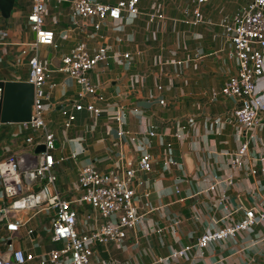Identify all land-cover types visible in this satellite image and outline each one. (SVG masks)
<instances>
[{"label": "crops", "instance_id": "1", "mask_svg": "<svg viewBox=\"0 0 264 264\" xmlns=\"http://www.w3.org/2000/svg\"><path fill=\"white\" fill-rule=\"evenodd\" d=\"M251 1L209 0L203 5V19L199 23L187 22L192 17L187 10L191 0H141V13L122 21L75 17L68 1L48 2L45 23L56 32L58 46L41 47V57L53 69L45 85L50 94L45 110L51 109L60 117L58 131L49 126L56 132L57 150L65 151L62 156H69L76 149L83 158L81 162L69 159L71 165L66 161L60 165L59 189L66 194L75 190L79 170L84 165L92 164L102 170L126 166L117 158L119 150H125L126 145L136 155L145 152L156 158L151 171L137 175L143 182L137 187L135 197L139 212L145 213L141 222L129 231L122 245L107 243L101 251L95 246L92 264L113 261L117 264H264V221L238 232L234 238L211 243L204 255L191 251L187 257L156 262L195 241L206 230L240 220L247 208L242 196L251 204L250 208L264 212V160H259L264 158V124L257 128L250 142L244 166L232 167L229 154L240 147L242 129L234 122L235 100L221 93L228 78L238 69V60L222 23ZM31 9L32 0L26 3L16 0L9 19L0 11V31L7 32L0 35L3 81L28 82L29 66L19 55L24 43L35 39L27 19ZM149 13H163L165 18L151 22ZM82 40L87 41L93 52L100 47L107 49L108 57L89 73L102 97L97 104L104 110L100 115L86 110L78 112L77 120L85 121L82 124L74 121L66 127L70 101L77 99L82 88L68 74L58 71V66L61 57ZM126 53L130 54L129 58L124 57ZM7 66L15 69L6 72ZM258 86L264 88V75ZM161 99L165 100L163 104ZM120 104L129 108L122 125L114 117ZM17 123H0L16 126L14 130L0 132L1 144L6 140L10 148L24 140ZM151 124L157 126L155 136L143 132ZM72 128L75 129L70 135ZM119 128L129 132L125 139L119 138ZM178 132L181 138L176 136ZM137 142L141 144L140 151ZM168 142H172L170 156L178 165L163 164L169 154ZM255 169L257 173H252ZM231 174L235 182L227 185L226 179ZM66 179L71 180L69 187H60ZM223 194L227 196L228 210L219 204ZM86 211L92 213L94 220L86 219ZM40 215L50 220L49 215ZM37 217H32L27 226L35 227ZM100 217L88 204L79 205L78 230L89 231L100 223ZM1 233H6V229ZM48 234L49 242L39 229L33 238L15 244L27 252L46 256L64 246V242L52 239V229ZM59 243L61 247H55ZM0 254L9 257L10 251L0 245ZM60 264H70L69 257Z\"/></svg>", "mask_w": 264, "mask_h": 264}, {"label": "built area", "instance_id": "2", "mask_svg": "<svg viewBox=\"0 0 264 264\" xmlns=\"http://www.w3.org/2000/svg\"><path fill=\"white\" fill-rule=\"evenodd\" d=\"M50 1L54 0H32V9L27 19L35 32V39L24 43L19 55V58L27 60V81L35 86L32 117L28 121L17 123L24 140L10 148L6 140L3 144L0 143V245L10 251L9 257L0 254V264H28L36 259L39 264H60L67 256L70 264H92L97 243L122 245L129 231L135 229L145 215L139 212L135 203L137 187L143 184L137 179L138 172L151 171L156 160L151 153L136 155L134 152L135 158L130 165L127 163L125 150L120 149L117 158L126 163V166L122 165L121 169L110 167L106 170L92 164L82 166L78 173L76 189L70 194L59 189L60 165L69 159L77 161L80 152L75 149L69 156L56 155L54 151L58 148L57 135L45 119V101L50 94L45 92L44 86L51 78L53 69L41 57V47L58 46L56 32L45 23L47 4ZM64 1L70 3L75 17L122 21L141 13V0H118L115 3H104L100 0ZM208 1L191 0L187 10L192 17L187 19L188 23L202 21L203 5ZM148 18L153 22L165 18V15L149 13ZM222 25L238 60L237 72L228 78L221 93L236 102L233 110L234 122L242 129L243 138L238 150L229 154V163L232 167L240 169L249 154L250 142L257 128L264 124V88L258 86L259 79L264 75V0H252L247 6L235 11ZM6 34V31H0L2 36ZM107 57L105 47L93 52L85 40L76 43L61 57L58 71L68 74L82 88L77 99L70 101L71 109L64 122L66 127L77 120L78 112L86 110L96 115L103 113L104 109L97 104L102 97L98 94V88L91 81L89 73ZM124 57L129 58L130 54L126 53ZM1 81L3 80L0 79ZM3 93L4 87L0 84V102ZM164 102V99L160 100L161 104ZM135 111L139 109L135 108ZM128 112V106L120 104L114 113L115 121L122 125ZM143 132L155 136L157 126L151 124L144 128ZM127 133L129 132L122 128L118 130L121 139H125ZM176 136L181 138L182 134L178 132ZM132 140L137 141L135 137ZM39 145H44L45 151L36 153ZM167 148L169 154L163 159V164L178 165L179 162L170 156L172 142L167 143ZM140 149L141 144L137 142V150ZM259 160L263 161L264 158ZM252 173H257V170ZM234 182L235 176L229 175L226 179L227 185ZM226 197V194H223L219 204L228 210ZM83 203L96 209L105 218L104 222L87 232H81L77 228L78 206ZM43 213L49 215L52 221V239L64 242V246L51 250L46 256H39L17 247L15 243L33 238L34 233L43 228L44 223L41 220H37L35 227L27 226L32 217ZM84 215L87 220H94L91 212L86 211ZM262 221L264 212L245 208V214L240 220L217 229L206 230L195 241L166 257L158 258L156 262L187 257L191 251L204 255L211 243L234 238L238 232L249 230ZM4 229L6 233H1ZM117 263L113 261L112 264Z\"/></svg>", "mask_w": 264, "mask_h": 264}, {"label": "water", "instance_id": "3", "mask_svg": "<svg viewBox=\"0 0 264 264\" xmlns=\"http://www.w3.org/2000/svg\"><path fill=\"white\" fill-rule=\"evenodd\" d=\"M15 3L16 0H0V11L4 18L9 19L11 17ZM0 84L4 87L3 98L0 102V123L30 120L35 98L34 84L25 81H1ZM58 145V141H56V146ZM125 150L128 163L131 165L135 158L134 151L129 145H126ZM35 151L36 153H41L45 151V146L39 145ZM49 187L53 193L52 185L50 184ZM241 200L245 207H251L245 196H242ZM97 245L101 251L102 245L100 243H97ZM102 253L107 256L105 252L102 251Z\"/></svg>", "mask_w": 264, "mask_h": 264}, {"label": "rangeland", "instance_id": "4", "mask_svg": "<svg viewBox=\"0 0 264 264\" xmlns=\"http://www.w3.org/2000/svg\"><path fill=\"white\" fill-rule=\"evenodd\" d=\"M22 2L23 3H26V0H22ZM65 6H67V4H65ZM6 19V18H5ZM112 31V30H111ZM15 68L14 67H6V69H5V71L6 72H11V70H14ZM44 89H45V92H48V88H47V86H44ZM71 94H72V92H71ZM47 102H49V101H46V103ZM45 118H47L48 119V125L53 129V130H55V131H58L59 129H60V126H61V121H60V117L58 116V114L57 113H55L53 110H51V109H47V110H45ZM85 120L84 119H78V120H76V122H75V124H82L83 122H84ZM16 128V126H10V125H2V124H0V132H3L4 130H6V129H9V130H14ZM73 129H75V128H72L71 129V132H70V135H72L73 134ZM54 153L56 154V155H58V156H60L61 154H66L65 153V151H63V152H61L60 150H57V151H54ZM83 158H82V156H79V158H78V160H80V162H81V160H82ZM66 164L67 165H71V163L69 162V161H66ZM85 166V165H84ZM70 181L71 180H69V179H66L65 181H62L61 182V185H60V187H62V188H67V187H69V185H70ZM44 215H39L38 217H37V219L36 220H42V221H46L45 223V225H44V227L42 228V232L46 235V238H47V240H46V242H49V235L50 234H48L49 232H50V230L52 229V226H53V224H52V221L51 220H48V218H46V217H44ZM35 221V220H34ZM105 221V218H103V217H100L99 218V222L100 223H102V222H104ZM47 244V243H46ZM48 245V247H52L50 244H47ZM55 247H61V243H59V244H56L55 245ZM98 248V247H97Z\"/></svg>", "mask_w": 264, "mask_h": 264}]
</instances>
